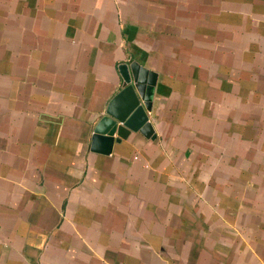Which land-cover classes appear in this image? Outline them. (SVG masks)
Wrapping results in <instances>:
<instances>
[{
    "label": "crops",
    "instance_id": "1",
    "mask_svg": "<svg viewBox=\"0 0 264 264\" xmlns=\"http://www.w3.org/2000/svg\"><path fill=\"white\" fill-rule=\"evenodd\" d=\"M0 264H264V0H0Z\"/></svg>",
    "mask_w": 264,
    "mask_h": 264
},
{
    "label": "water",
    "instance_id": "2",
    "mask_svg": "<svg viewBox=\"0 0 264 264\" xmlns=\"http://www.w3.org/2000/svg\"><path fill=\"white\" fill-rule=\"evenodd\" d=\"M119 68L126 85L112 98L93 133V149L104 153H110L114 142L126 138L132 130L155 137L147 112L152 109L157 73L137 60L122 63ZM99 143L104 148L99 149Z\"/></svg>",
    "mask_w": 264,
    "mask_h": 264
},
{
    "label": "rangeland",
    "instance_id": "3",
    "mask_svg": "<svg viewBox=\"0 0 264 264\" xmlns=\"http://www.w3.org/2000/svg\"><path fill=\"white\" fill-rule=\"evenodd\" d=\"M183 178L186 180H184L185 181V183H188L189 184V182H188V178H189V176H190V174L189 173H186V168H183ZM188 201H190V198L189 199H187ZM185 216H189L190 217V214L189 215H185Z\"/></svg>",
    "mask_w": 264,
    "mask_h": 264
}]
</instances>
